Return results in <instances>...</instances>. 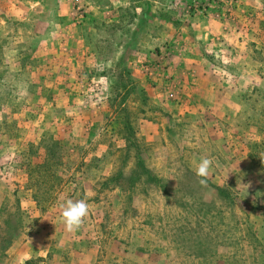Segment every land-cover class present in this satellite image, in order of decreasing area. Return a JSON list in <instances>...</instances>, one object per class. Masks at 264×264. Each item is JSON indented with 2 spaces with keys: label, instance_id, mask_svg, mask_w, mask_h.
Segmentation results:
<instances>
[{
  "label": "rangeland",
  "instance_id": "374dc122",
  "mask_svg": "<svg viewBox=\"0 0 264 264\" xmlns=\"http://www.w3.org/2000/svg\"><path fill=\"white\" fill-rule=\"evenodd\" d=\"M0 264H264V0H0Z\"/></svg>",
  "mask_w": 264,
  "mask_h": 264
},
{
  "label": "clouds",
  "instance_id": "9594fccd",
  "mask_svg": "<svg viewBox=\"0 0 264 264\" xmlns=\"http://www.w3.org/2000/svg\"><path fill=\"white\" fill-rule=\"evenodd\" d=\"M212 160L208 157L201 158L197 162L195 175L199 178V183L204 185L208 177ZM62 210V218L65 228L68 232H73L81 226L85 217L89 214V205L86 200L67 199L60 204Z\"/></svg>",
  "mask_w": 264,
  "mask_h": 264
},
{
  "label": "trees",
  "instance_id": "16d2710c",
  "mask_svg": "<svg viewBox=\"0 0 264 264\" xmlns=\"http://www.w3.org/2000/svg\"><path fill=\"white\" fill-rule=\"evenodd\" d=\"M124 129H125V131L126 132H128V136H124L123 138L126 140V142H127V145H126V148L128 149V147H129V145L131 144L130 143V137H133L132 135H130V134H133L134 132H133V128L127 123V122H124ZM143 167H144V171H145V174L146 175H150L149 174V170H148V168L143 164Z\"/></svg>",
  "mask_w": 264,
  "mask_h": 264
}]
</instances>
